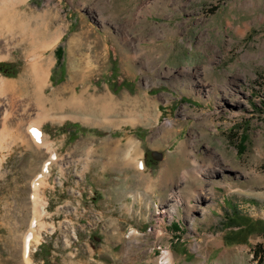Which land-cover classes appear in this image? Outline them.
<instances>
[{
    "label": "rangeland",
    "instance_id": "374dc122",
    "mask_svg": "<svg viewBox=\"0 0 264 264\" xmlns=\"http://www.w3.org/2000/svg\"><path fill=\"white\" fill-rule=\"evenodd\" d=\"M44 54L48 95L79 65L78 93L140 98L144 121H49V150L22 126L44 110L19 92L1 96L0 264L23 262L32 183L49 163L31 264H163L167 254L170 264H264V233L238 232L241 217L264 221V0H0L1 78L18 82ZM109 141L122 159L142 155L154 190L136 165L98 156ZM194 156L221 171L179 182ZM177 183L183 197L211 200L160 215Z\"/></svg>",
    "mask_w": 264,
    "mask_h": 264
},
{
    "label": "bare ground",
    "instance_id": "6f19581e",
    "mask_svg": "<svg viewBox=\"0 0 264 264\" xmlns=\"http://www.w3.org/2000/svg\"><path fill=\"white\" fill-rule=\"evenodd\" d=\"M1 37H3V36H1ZM71 51H72V54H71L70 58L72 59V63L74 62V60L77 62V60L75 59V57H76L75 48H72ZM3 58L4 57L2 55H0V62L3 60ZM51 65H52V60L49 57H46L44 54V55L36 56L34 58L32 65L25 71L23 77L21 76L22 78L19 81L17 80L18 82H15V81L12 82V81H9L7 79L1 78V76H0V97L4 96L7 93L11 94V96L12 95L14 96V94L19 92L20 96H22V97H25V96L28 97L29 96L32 100L35 101V103L39 107V109H41L42 111L44 110L43 113L37 114L35 119L30 120L29 126L27 125V122H29V120H27L26 125L24 124L25 126L22 125L24 128L25 127L27 128L26 130H28V128H29L31 138L33 139V141L36 144H38L37 145L38 147L40 145H42L44 147H47L49 150H52L50 144L47 141V138L45 137L44 133H42L40 128L43 126V124H45L49 121L57 120V119L63 120V119H66L69 117V119H73L75 121H80V122L85 123V124L88 123V124L102 125V126L106 124L105 123L106 121H111V122L115 123V120L112 121L110 119L111 117L120 118V119H122L121 122L131 123L133 125L140 124V123H142V121H144V119H142V118L145 116V114H143L142 112L139 113L137 111V109L139 108V105H141V101L139 102L140 98H132V97L126 95L123 97L122 100L121 99L118 100L109 94H102V95H98V96L96 94H91V93L88 94L89 90L88 91L87 90H81V92L78 93L77 92L78 83L75 82V73L78 72L79 65L72 67V69H71V74H72L71 80L66 86L58 89L56 91V93L54 92L53 95H51V96L48 95L46 93V88L49 84L48 72H49ZM76 74L78 75V73H76ZM31 86H32V90H30ZM143 105L146 106L148 109H150L152 107V101L148 97H145ZM46 108H48L47 111L45 110ZM66 111H68L70 113H67ZM54 112H56V113L58 112L57 114H60L62 116L59 118L50 117L49 115H54V114H52ZM21 124H23V123L21 122ZM23 127L18 125V127H16V128L17 129L18 128L23 129ZM165 129H168V128H165ZM20 132H21V130H20ZM24 135L25 134H23V136ZM20 136H19V140L23 137V136H21V137ZM27 136H28V134H27ZM25 137H24V139H25ZM12 139L17 141L18 137L16 139H14V138H12ZM15 141H14V143H15ZM24 142L26 143V139ZM132 143H133V141L130 140V144H132ZM28 146H29V144H28ZM182 148L183 147H181V149ZM32 149H33V147H32ZM37 150H38V148H37ZM99 150H100L99 151L100 155L98 153V156H103L104 158H107V159L109 158L110 160L112 159V161H113V159H115L114 162H116L117 160H119V162H121V160L124 162V160H125V163H127V164L136 165V167H137L136 170L139 173L138 177L140 179L138 181H142V182L146 183V182H148L149 179H151V177H149V175L148 176L145 175V172H144L145 164L141 160L142 155H138L137 153H130L127 155V157L124 156L125 158L122 159V157H120L121 148H119L118 143L110 142V141L105 142L102 145V148ZM52 156H54V155H52ZM194 158H195L194 163H193L194 166L192 165L191 169L184 170L182 175L180 177H178L179 182L182 183V182L188 181L191 177L198 180V178H200V175H201L200 172L201 171L204 173V175H205V173H207V175H210V174L217 173L218 170L221 171L220 164H216L215 166H214V164L202 166L199 164V161L196 159V156H194ZM109 159H108V161H109ZM49 164H47L44 167L43 174L40 175L37 178V180H35L32 183V190H33L32 199H33V202H35L34 204H35L36 209H35V216H34L33 224L30 228L31 229L30 233H28V236L26 239V244H25V248H24V255L22 256L23 262L21 261L22 264H31V261H33V260H31L32 245L33 244H35V245L40 244V241L42 239V235H43L42 231L44 230V228H43L42 224L39 223L40 222L39 220L42 217V209H43V206H45V205H43L44 198H43V194H42L41 185H42V183H44V181H43L44 177L47 178L49 176L50 167H51V165H49ZM166 172H167V167L163 169V172L161 175L162 179L166 175ZM151 182L152 181H150V183ZM163 182H165V181H163ZM157 184H160V182L158 181ZM177 184H178V190L173 191V193L170 195L169 199L164 201L163 211L161 213H159L160 215H165L167 213V215H169V218L171 219V218H173V216L175 214L178 213L180 205H185L187 207L188 211L191 212V211H194L195 207H196V206H193V202H192L193 199L197 200L199 197V198H201V201H203V202L211 200L209 198V196H207V194H205L203 192L198 193L197 197L193 196V197L185 198V197H183L182 193L179 190L180 189L179 188L180 183H177ZM146 185H147V183H146ZM153 185H155V184H153V182H152V185L150 188H152ZM206 212H207V210L203 211V213H206ZM20 246H21L20 249H22V243L19 245V247ZM163 264H170L169 254H167L165 262Z\"/></svg>",
    "mask_w": 264,
    "mask_h": 264
},
{
    "label": "trees",
    "instance_id": "16d2710c",
    "mask_svg": "<svg viewBox=\"0 0 264 264\" xmlns=\"http://www.w3.org/2000/svg\"><path fill=\"white\" fill-rule=\"evenodd\" d=\"M57 56L59 57L58 59H62L61 56V50L58 49L56 51ZM0 71L1 73H5V64H0ZM241 222L238 224L240 227V230H238L239 234H243L246 230L251 231L252 233L249 232L250 234H253L254 232L259 231L260 233H264V227L262 228V225H264V221H258V222H254L252 220H250L249 218H243L241 217L239 219ZM248 237H245V240H243L244 242L247 241Z\"/></svg>",
    "mask_w": 264,
    "mask_h": 264
},
{
    "label": "water",
    "instance_id": "95a60500",
    "mask_svg": "<svg viewBox=\"0 0 264 264\" xmlns=\"http://www.w3.org/2000/svg\"><path fill=\"white\" fill-rule=\"evenodd\" d=\"M160 157H161L160 154L153 153V158H154L155 160H160V159H161Z\"/></svg>",
    "mask_w": 264,
    "mask_h": 264
},
{
    "label": "crops",
    "instance_id": "0c3cea01",
    "mask_svg": "<svg viewBox=\"0 0 264 264\" xmlns=\"http://www.w3.org/2000/svg\"><path fill=\"white\" fill-rule=\"evenodd\" d=\"M129 165H130V164H129ZM147 176H148V175H147ZM149 177H151V176H149ZM138 180H140L139 177H138ZM148 181H149V183H150V181H152V178L149 179ZM149 186H150V184H149Z\"/></svg>",
    "mask_w": 264,
    "mask_h": 264
}]
</instances>
